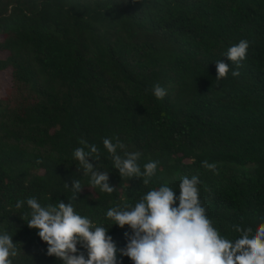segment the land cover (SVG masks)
I'll use <instances>...</instances> for the list:
<instances>
[{
	"label": "trees",
	"instance_id": "obj_1",
	"mask_svg": "<svg viewBox=\"0 0 264 264\" xmlns=\"http://www.w3.org/2000/svg\"><path fill=\"white\" fill-rule=\"evenodd\" d=\"M241 39L250 47L233 77L224 54ZM217 60L229 64L227 78L216 80ZM4 71L0 233L17 246L13 264H63L28 227L26 200L68 202L73 179L84 187L76 211L108 228L118 248L131 229L106 211L164 183L179 195L184 175L199 176L222 235L234 239L233 225L264 222V0H0ZM154 84L167 90L163 99ZM116 137L142 153V171L159 160L148 186L113 166L103 139ZM81 139L99 148V160L89 159L109 172L113 193L91 188L78 167ZM18 201L25 203L16 208ZM118 264L133 261L118 253Z\"/></svg>",
	"mask_w": 264,
	"mask_h": 264
},
{
	"label": "clouds",
	"instance_id": "obj_2",
	"mask_svg": "<svg viewBox=\"0 0 264 264\" xmlns=\"http://www.w3.org/2000/svg\"><path fill=\"white\" fill-rule=\"evenodd\" d=\"M249 47L250 41L241 39L227 48L224 56L236 66L231 72L233 77L240 75ZM216 69V80H221L227 78L230 66L217 60ZM152 92L157 99L167 95V90L159 84L153 85ZM79 143L82 146L74 149L73 158L83 175L90 176L91 188L108 194L116 191L109 183V172L90 162V157L99 160L97 145L83 139ZM103 145L123 179L142 178L144 186L150 184L159 160L144 163L142 171L141 152L129 151L118 137L115 143L113 138H104ZM202 166L218 174L215 164L202 161ZM200 183L198 175H184L180 178L179 195L164 183L147 191L134 204L109 208L106 217L113 224L120 228L128 225L131 229L124 233L127 243L123 248H118L108 228L76 211L73 201L84 188L78 179H73L71 186L65 181L64 187L70 186L73 193L68 202L59 200L42 205L36 197L28 198L27 225L39 229V237L48 245L47 255L61 259L63 264H118V253L129 257L133 264H264V222L255 229L233 225L239 234L234 239L222 235L207 215L200 198ZM24 203L18 201L15 207L20 208ZM17 255L13 237L7 231L0 233V264H13L12 258Z\"/></svg>",
	"mask_w": 264,
	"mask_h": 264
},
{
	"label": "rangeland",
	"instance_id": "obj_3",
	"mask_svg": "<svg viewBox=\"0 0 264 264\" xmlns=\"http://www.w3.org/2000/svg\"><path fill=\"white\" fill-rule=\"evenodd\" d=\"M1 86H0V96L5 95L8 87H9V80H10V73L9 71L1 72L0 74Z\"/></svg>",
	"mask_w": 264,
	"mask_h": 264
}]
</instances>
